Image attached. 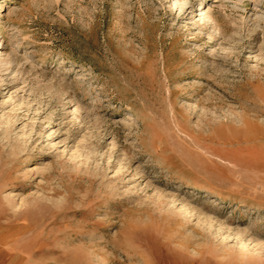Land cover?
<instances>
[{"label": "rangeland", "instance_id": "374dc122", "mask_svg": "<svg viewBox=\"0 0 264 264\" xmlns=\"http://www.w3.org/2000/svg\"><path fill=\"white\" fill-rule=\"evenodd\" d=\"M0 250L264 264V0H0Z\"/></svg>", "mask_w": 264, "mask_h": 264}, {"label": "crops", "instance_id": "0c3cea01", "mask_svg": "<svg viewBox=\"0 0 264 264\" xmlns=\"http://www.w3.org/2000/svg\"><path fill=\"white\" fill-rule=\"evenodd\" d=\"M0 264H9V261L5 259L4 253L0 250Z\"/></svg>", "mask_w": 264, "mask_h": 264}, {"label": "bare ground", "instance_id": "6f19581e", "mask_svg": "<svg viewBox=\"0 0 264 264\" xmlns=\"http://www.w3.org/2000/svg\"><path fill=\"white\" fill-rule=\"evenodd\" d=\"M257 134V133H256Z\"/></svg>", "mask_w": 264, "mask_h": 264}]
</instances>
